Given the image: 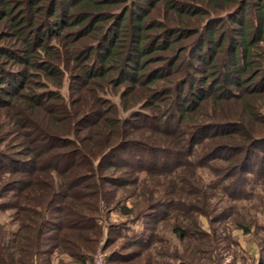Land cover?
Wrapping results in <instances>:
<instances>
[{
	"label": "trees",
	"instance_id": "1",
	"mask_svg": "<svg viewBox=\"0 0 264 264\" xmlns=\"http://www.w3.org/2000/svg\"><path fill=\"white\" fill-rule=\"evenodd\" d=\"M251 181L264 187V0H0V209L20 223H0V264H38L45 245L84 262L128 186L216 264L232 206L210 190L246 200Z\"/></svg>",
	"mask_w": 264,
	"mask_h": 264
},
{
	"label": "rangeland",
	"instance_id": "2",
	"mask_svg": "<svg viewBox=\"0 0 264 264\" xmlns=\"http://www.w3.org/2000/svg\"><path fill=\"white\" fill-rule=\"evenodd\" d=\"M61 91L64 94L67 93L66 86ZM211 163L223 164L220 160H213ZM196 172V176L204 179L207 184L213 183L215 176L209 168H200ZM135 175L139 177V181H147L146 185L155 190V196L159 194V184L163 182L162 178L152 179L153 177H148L142 171L135 172ZM156 187L159 189H155ZM248 188L252 193L247 199L237 201H229L220 191L210 190V194L213 195L211 202L221 203L220 206L218 205V210L232 206V208H227L230 214L228 219L215 225L222 238L224 232L231 233L230 238H224L219 243L218 259L220 260H216V264H264V193L262 191L264 187L251 181ZM136 190V186H128L116 191V199L120 200L119 205L107 216L105 214L100 218L102 234L99 236L94 252L85 254L84 262L73 259L61 246L51 249L49 245H45L51 253L40 256L38 264H148V260L161 261L163 258L177 264L180 260L176 256H180L188 263L199 259L200 264H212L208 254H201L198 250L201 247L208 248L206 239L201 244H196L189 238L180 241L172 232L177 222L174 217L164 221L161 219L158 221V218L152 222L149 221L151 215V210L148 208L149 203L143 201L138 196L139 191ZM14 198L11 194L7 196L9 201ZM128 210L131 211L128 212ZM16 216L15 209H0V223L5 224L10 233H16L19 228L20 223L15 220ZM200 221L201 225L207 229V219L200 217ZM246 227L250 228L249 232L243 229ZM151 232L157 239H161V242L151 243L148 249ZM132 240H140L141 243L133 244ZM46 243L52 244L54 240L47 239Z\"/></svg>",
	"mask_w": 264,
	"mask_h": 264
}]
</instances>
